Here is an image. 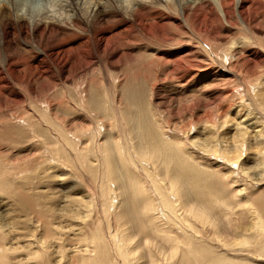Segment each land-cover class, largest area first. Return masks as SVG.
Segmentation results:
<instances>
[{"label":"bare ground","instance_id":"1","mask_svg":"<svg viewBox=\"0 0 264 264\" xmlns=\"http://www.w3.org/2000/svg\"><path fill=\"white\" fill-rule=\"evenodd\" d=\"M233 1L52 0L43 13L32 14L35 18L20 17L16 25L0 16V26L12 28L10 35L3 33L0 39V149L6 145L14 149L15 144L30 136L26 142L43 147L42 160L51 161V154L63 160V146L71 144L87 152L82 160L85 162L90 147L95 146L94 138L99 137L97 133L105 130L111 136L101 148L98 146L96 162L104 199L103 225L99 211H82V197L73 198L76 208H68L71 201L64 199L60 207L40 208L36 185L24 190L3 183L14 179L7 175L15 174L1 170L0 193L17 189L15 197L0 200V264H264V196L260 193V187H264V121L251 111L240 115L244 96L234 94L225 76L217 72L208 76L203 81L206 86L197 93L199 98L192 91L193 107L184 112V119H164L155 108L146 106L143 95L139 98L134 92L135 81H146L150 86L145 77L126 79L123 91L119 82L115 85L116 109L110 108L108 91L97 79H88V87L84 85L85 77L79 80L84 82L78 96L82 93L87 99V114L100 120L95 135L70 132L76 126H68L57 115L58 107H53L55 100L59 106L66 102L64 93L53 95L57 82L73 80L90 70L92 75L96 60L112 70L131 63V55L123 54L117 46L125 43L129 33H145L152 26L162 28L169 16L166 9L179 12L185 21L200 13L209 18L210 25L220 26L223 18L233 26ZM236 2L239 7L246 3L264 7V0ZM239 17L244 21L242 14ZM177 27L182 37L183 28L180 24ZM234 27L239 28L237 22ZM207 30L204 27L199 32H204L205 39L200 42L209 55L222 58L225 66L244 62L231 51L217 56L215 49L226 37L220 31ZM171 40L162 36V41ZM200 52L181 54L183 57L156 54L166 67L161 72L163 79L177 82L181 90L198 83L207 72ZM154 62L159 68L161 62ZM256 73L252 71L251 75ZM155 81L156 76L151 88ZM260 97L264 94L259 93ZM233 101H238L239 107L229 119ZM209 106L216 111L206 112ZM113 115L119 116L121 129L128 132L125 146L116 123L105 119ZM133 116L132 122L129 117ZM198 126L202 127L203 138ZM230 126L232 132L227 134L225 130ZM43 135L51 137L42 141ZM251 147L253 163L246 167ZM30 150L35 152L31 160L37 163L39 159L33 158L41 152L32 147ZM3 159L0 153V161ZM121 195V207L114 205ZM12 199L24 206L13 208L7 204Z\"/></svg>","mask_w":264,"mask_h":264},{"label":"rangeland","instance_id":"2","mask_svg":"<svg viewBox=\"0 0 264 264\" xmlns=\"http://www.w3.org/2000/svg\"><path fill=\"white\" fill-rule=\"evenodd\" d=\"M50 2H52V0H0V16L9 18L12 21V23H15L16 25V21L20 17L27 19L29 18L27 15H30V18L32 17L35 18L36 16H31V15L32 14L40 15L41 13H43L49 7ZM15 4L17 5L16 8H18L17 13L14 12L16 11L14 9ZM257 4L258 3H256V5ZM231 8L234 14V18L232 20L233 26L229 24L227 25V23L223 20V18L222 19L220 18L221 21L220 26L219 24H213V23L212 26L210 25L211 23L208 22L209 18L200 13H196L195 17L192 20L185 21L184 19H182L183 17L179 12L177 13L174 11H170L169 9L165 10V8H163L162 9L163 11L165 10L166 13L168 12L167 14L165 12L164 13L169 16L167 20L163 22L164 26L162 28L158 29L157 27H153L151 25L152 27L149 28L145 33H135V34L129 33L127 35V38L124 40L125 43L122 42L120 43L121 45L119 43H118L119 45L117 44L118 45L117 48L118 49L121 48L119 50L120 52L123 51L122 52L123 54L126 52L131 55L130 61H132L131 62L132 64L128 62L126 65L117 67L112 70L106 67L104 63L103 65L99 64L96 60L95 66H93L94 69L93 71L95 73H93L92 75H91L92 71L90 70L88 73H84L85 75L81 74L76 76V78H74L73 80L70 79L67 80L66 82L65 81L57 82L58 87L57 86L55 87L53 91V95L57 97L61 93H64L67 102L66 104V102L64 101L63 106H59L57 104L58 102L57 100L53 102V107L54 108L58 107L59 109L57 115L62 116L68 123V126L69 125L76 126L75 128H72L70 132L79 135H86L92 132L95 135L96 132L98 131V127H100L97 125L98 122H100V120H95L96 117L93 114L90 113L87 114V110H88L87 99L84 97L82 93L80 94V96H78L79 87H81L80 84H82L81 82H84L86 80L84 85L88 87L87 84L89 83L87 82L91 78L92 80L97 79L98 80L97 83L99 85H102L103 88H106V90L108 91L107 94L110 100V108L116 109L117 102L115 98L117 97V93H116L115 85L117 86V83L119 82L120 83L119 89H122L123 91L126 88V83H124L126 79L128 81L131 80L134 81L137 78L141 79V77L142 78L145 77L146 80L150 82V86L147 87L146 81L144 82L135 81L134 92H136L137 96L141 98L143 95L146 106L150 105L153 108H155L159 112V114H161L162 118L167 119V117H169L168 119H180V118L182 119V117L184 116V112L189 108L191 109L193 107V103H191L193 101L192 94H194V96L199 98V95L197 94L198 91H200L202 87L206 86V84H203L204 83L203 81H206L208 76L211 77L212 75H214L215 72H217L221 76H225V78L228 79L227 82L228 86L230 89L234 91L235 95H237V93H240L241 95L244 96V102L246 106H244L245 104H242L243 107L241 105L240 115H242L243 113H247L248 111H251L249 113L256 115L261 119V121H264V116H263L264 98L263 97L258 98L259 93L261 95L264 94V69H263L264 68V7H262L261 5H258L256 7H251V5H248L247 3L246 6L239 7L237 6L236 0H234ZM239 14H242V18L244 21L240 20L241 18L239 17ZM217 15L218 16L221 15L219 13V10L217 12ZM253 19H255V23H253ZM236 20H238L239 22ZM235 22L238 23L239 28L237 27L235 29L234 27ZM177 24H180L181 28H183L182 32L184 35H182V37H180L181 33L179 34L180 31L177 27ZM226 26L229 27L227 28ZM204 27L208 29L207 32L220 31L222 32L223 36L226 37L221 41L219 48L215 49L216 47H214L213 45V48L216 50L215 53L217 54V56L222 55L221 52L228 53L229 51L230 53L231 51L230 54L235 56V58L240 56L243 57L244 62L239 63L237 65H235V62H233L231 63L232 67H230L227 65L225 66V64H223L222 58H216L215 55H212L213 57L209 55V50L205 49L204 45L201 44L200 42L201 40L203 41V39H205V36L203 35L204 32L203 33L199 32V30L200 28H204ZM11 32H12V28L10 26L6 28L0 26V39L3 33H7L10 35ZM231 32H233L234 34ZM230 35L231 37H229ZM162 36L164 39L171 38L173 40L162 41ZM232 36L234 37L232 38ZM235 36L236 37L238 36L239 38L238 37L236 38ZM230 38L232 40V41L230 40L232 42V43L230 42L231 46H229L230 44L228 43ZM234 38L236 39V42ZM205 41L206 40H204V43H206V45L207 44L212 45L211 42L208 43V41L206 42ZM141 47L143 49H141ZM199 50H201V52ZM194 51H198L203 55V66L207 71L198 83H192L189 85L188 89L181 90L180 85L177 82H169L170 80L168 81L167 78H164L166 80L163 79V77L161 76L162 75L161 72L164 71L166 67L162 66V62L160 61L159 57L156 54L168 53V54L176 55L178 57H183L185 55L188 56L190 54H194L193 53ZM154 60L157 61V63L161 62L159 68L158 65H155ZM219 66L221 68H219ZM215 69L216 71H214ZM252 71H256L257 72L256 75L254 76L251 75ZM116 76L118 79L115 83L114 78H116ZM155 76H156V81L154 82L153 87L151 88V83L155 80ZM83 77H85L84 81H79ZM85 86H83V89ZM22 90L21 88L19 89V91L23 94ZM192 91L194 92L192 93ZM145 94H147V96H145ZM171 96H173V98ZM176 99H178V102ZM142 100L143 99H141V101ZM183 100L184 102H182ZM179 101H181V103H179ZM164 104L165 105L168 104V105L165 107L163 106ZM181 104H183L184 107ZM231 107H232L230 112L231 117L229 115V119L234 118L236 114L235 109L238 110L239 102L233 101ZM119 108H121V106ZM205 110L206 112L212 114L213 112L216 111V108L214 106H209ZM171 111L172 113H170ZM169 115L172 116L170 117ZM185 117L186 114L183 117V119ZM105 119H107L108 121H114L116 123L115 126L116 129L119 131V136L122 141V145L125 146L127 139L126 136L128 135V132L127 130L123 131L121 129L119 116L115 117L113 115ZM129 119L133 122L135 120V117L134 116L129 117ZM104 124L108 125L109 123L105 122ZM198 127H199L198 131L200 137L203 138L204 135L203 132L201 131L202 127L201 126ZM231 129L232 127L230 126L226 128L225 132H227V134H231L232 132ZM38 134H42V133L40 132ZM97 135L99 137L94 138L95 146H93L91 143L93 147H90V152H88V159L85 162L82 160L84 159V156L86 155L87 152H85V150L82 149L83 147H79V149L72 148L71 144H66L65 146H63L65 152L64 153L65 157L63 160H60L56 156L54 157L53 154H51V161L42 160L44 156L42 154L43 147H41L40 144H30L29 142H26L29 140L30 136L22 139V141L19 144L14 143L16 145L15 147L13 146L14 149H11L10 146L8 145L3 146V148L0 149V153L2 156L5 157V159L0 161V173L1 170L4 168L7 169V171H14L15 174V177L7 175L9 176V178H14V179H11V181H9L10 179L5 180L3 183H10L13 186L23 187L24 190L32 189L34 185H36L37 187L36 192L39 194L40 208H46L48 206H51L53 208L60 207L62 199L71 201L68 203V208H76L75 203L72 201L73 198L82 197V203H83L82 211L84 212L99 211L101 216L100 221L101 224L103 225L104 218L102 217L101 208L104 203V199L101 196V192H100L101 176L97 168L98 165H96V162L99 159L98 146H100L101 148L102 143L105 142L108 138L110 140L111 136H109L105 130L104 132L103 130H101L99 134L97 133ZM50 137L51 135H43V138L41 139L42 141H45V139ZM31 147L32 149L36 148L39 152H41L39 156L33 158V159H39L37 163L31 160L32 158L30 155L35 153L33 150H30ZM51 150L53 149L51 148ZM76 152L78 153L76 154ZM249 152H250L248 154L249 157L247 156L246 157L247 161L245 160L246 167L252 166L253 160L251 155L254 152L253 147H251ZM85 163H89V166H92L91 169L93 170L95 169L96 173H92L91 171H89L90 167L85 166ZM63 178L64 180H62ZM16 189L10 190L12 192L8 194L6 192H8L9 189L2 194L0 193V200L15 197L14 191H16ZM75 190H77L78 192L75 193L74 192ZM260 191H261L260 193L263 194L264 196L263 193L264 187H260ZM28 195L30 196V192H28ZM46 198H48V202H45ZM28 200L29 199L25 201ZM7 204H10L13 208L14 207L18 208L17 206H24L23 202L15 203L13 199L12 201H10V203L7 202ZM121 204H122V195H121V199L120 197H118L117 204L114 205L121 207ZM69 252L70 249L66 251V256L68 255Z\"/></svg>","mask_w":264,"mask_h":264}]
</instances>
